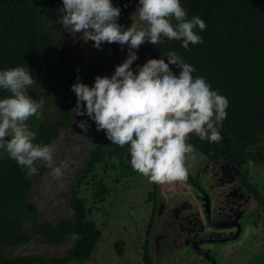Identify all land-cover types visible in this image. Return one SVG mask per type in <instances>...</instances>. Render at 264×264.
<instances>
[{
    "label": "clouds",
    "instance_id": "9594fccd",
    "mask_svg": "<svg viewBox=\"0 0 264 264\" xmlns=\"http://www.w3.org/2000/svg\"><path fill=\"white\" fill-rule=\"evenodd\" d=\"M57 23L71 35L93 41L100 49L103 42H118L127 58L109 76H97L89 86L80 77L72 84L77 100L75 116L87 115L97 130H105L111 144L127 148L130 167L149 183L182 181L187 175L186 161L195 159L190 134L209 143L221 141L220 129L228 113V99L212 88L203 76H194V65L185 62L175 50L163 53L167 62L151 61L134 74L137 53L148 43L160 48L165 41L176 40L183 49L203 43L200 31L206 22L199 15L188 17L181 0H138L132 23H118L121 8L113 0H62ZM59 34V33H58ZM170 65L180 69L177 74ZM35 83L30 68L24 65L0 68V90L9 95L0 98V148L15 160L27 178L39 174L38 165L49 175L60 177L66 161H54V145L36 143V132L23 122L38 116L45 97L34 99L28 89ZM74 122H76L74 120ZM85 132L87 120L78 122ZM7 137V139H6ZM249 168L255 162H247Z\"/></svg>",
    "mask_w": 264,
    "mask_h": 264
},
{
    "label": "trees",
    "instance_id": "16d2710c",
    "mask_svg": "<svg viewBox=\"0 0 264 264\" xmlns=\"http://www.w3.org/2000/svg\"><path fill=\"white\" fill-rule=\"evenodd\" d=\"M186 3L189 18L199 15L206 22V28L200 31L203 43L185 50L175 41L171 49L195 66L194 76L205 77L229 101L228 115L220 129L221 141L209 143L190 134L187 142L211 160L235 159L236 144H255L264 133V0H186ZM53 46V36L37 0H0V68L24 65L31 73L45 70L51 79L48 89L66 92L58 117L48 122L37 116L29 120L36 132L34 142L41 144H51L60 129L71 123L77 100L71 86L77 77L89 86L94 84L87 73L58 63L51 54ZM7 95L8 92L0 90V98ZM103 136L107 146H115L105 130ZM105 155L98 147L90 156L88 168L101 163ZM38 167L39 174L29 179L15 160H0V264H72L88 260L103 235L88 219L84 199L74 196V217L56 222H38L35 208L28 207L36 181L46 170L43 165ZM27 219L45 243L63 244L73 239L74 246L62 257H9L7 246L20 248L32 238L24 231ZM143 258L145 264H153L147 251Z\"/></svg>",
    "mask_w": 264,
    "mask_h": 264
},
{
    "label": "flooded vegetation",
    "instance_id": "af4514ba",
    "mask_svg": "<svg viewBox=\"0 0 264 264\" xmlns=\"http://www.w3.org/2000/svg\"><path fill=\"white\" fill-rule=\"evenodd\" d=\"M50 30L53 58L66 68L87 73L93 79L111 76L128 54L118 42L102 43L95 48L85 42L82 33L75 36L58 24L57 9L62 0H37ZM121 8L118 23L125 28L132 23L138 0H113ZM186 8V0H181ZM59 33V34H58ZM176 40L165 41L160 48L145 43L139 52L134 74L151 61H165L163 55ZM178 53V52H177ZM178 55H180L178 53ZM179 73V68L170 65ZM195 159L187 160V174L182 181L160 184L153 199V217L146 245L149 255L170 260L172 264H264V204L258 188L244 180L247 165L239 156L225 161L206 158L194 148ZM262 212L255 214L258 208ZM153 264H156L152 259Z\"/></svg>",
    "mask_w": 264,
    "mask_h": 264
},
{
    "label": "rangeland",
    "instance_id": "374dc122",
    "mask_svg": "<svg viewBox=\"0 0 264 264\" xmlns=\"http://www.w3.org/2000/svg\"><path fill=\"white\" fill-rule=\"evenodd\" d=\"M32 75L35 83L29 87L28 94L34 99L46 98L37 119L51 121L58 117L64 106L66 92L48 89L51 79L45 70H36ZM30 119L23 123L33 131ZM81 120H87L90 125L86 132L78 126ZM103 132L97 130L95 122L87 115L75 116L73 111L71 123L62 127L51 142L55 163L59 165L66 161L63 175L52 177L46 167L29 196L28 207L35 208L38 222H56L74 217V196L85 200L87 217L103 236L88 260L72 264H145L143 257L146 251L149 253L146 241L151 231L153 199L161 185L149 183L147 178L134 173L127 148L107 146ZM192 135L198 137L195 133ZM98 147L106 152L105 158L89 169L90 156ZM233 154L255 162L254 168H249L248 164L244 167V180L258 188L264 204V133L255 144H236ZM4 158L9 156L4 148H0V160ZM261 212L259 207L255 214ZM24 231L32 236L30 242L20 248L7 246L9 257H62L74 246L73 239L63 244L45 243L35 233L30 219L25 221ZM150 257L156 264H172L159 256Z\"/></svg>",
    "mask_w": 264,
    "mask_h": 264
},
{
    "label": "water",
    "instance_id": "95a60500",
    "mask_svg": "<svg viewBox=\"0 0 264 264\" xmlns=\"http://www.w3.org/2000/svg\"><path fill=\"white\" fill-rule=\"evenodd\" d=\"M186 178H187L188 181L192 182L193 185H195L198 188H201L200 187V183L194 177H192L190 174H187Z\"/></svg>",
    "mask_w": 264,
    "mask_h": 264
}]
</instances>
